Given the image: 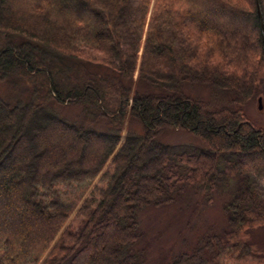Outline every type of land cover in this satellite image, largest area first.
I'll return each instance as SVG.
<instances>
[{
  "label": "trees",
  "instance_id": "1",
  "mask_svg": "<svg viewBox=\"0 0 264 264\" xmlns=\"http://www.w3.org/2000/svg\"><path fill=\"white\" fill-rule=\"evenodd\" d=\"M23 79L31 99L0 98V264H143L141 211L187 192L225 194L226 225L159 264H264V129L244 111L264 94L257 0H0V83ZM184 83L236 108L212 111ZM66 104L107 127L60 117ZM127 118L143 131L124 135ZM170 129L201 144L175 149ZM99 176L75 228L58 187Z\"/></svg>",
  "mask_w": 264,
  "mask_h": 264
},
{
  "label": "rangeland",
  "instance_id": "2",
  "mask_svg": "<svg viewBox=\"0 0 264 264\" xmlns=\"http://www.w3.org/2000/svg\"><path fill=\"white\" fill-rule=\"evenodd\" d=\"M142 53V52H141ZM89 68H95L90 66ZM138 76L136 72L135 79ZM31 84L26 81H17L14 83H0V98L8 102H19L23 104L30 98ZM182 92L195 99H200L207 104L212 111L223 108H236L231 95L226 92L216 90L211 86L201 84L184 83ZM259 98H262V108H260ZM31 99V98H30ZM87 108L86 104L59 105L55 112L60 117L74 120L76 123H86L91 127L106 128L105 119L100 116H94ZM117 104L114 98H111V111L116 112ZM244 111L249 119L256 126L264 129V94H260L254 100L249 101L244 106ZM124 135L129 131L141 133L143 126L140 122H130V118L125 121ZM160 141L173 146L175 149L182 150L197 144L200 141L184 130L170 129L161 134ZM201 144V142H200ZM109 164L106 166V168ZM105 168V170H106ZM264 185V183H263ZM105 182L99 176L88 187L81 189L76 185H67L58 187L59 198L71 211L68 224L75 228L80 227V219L77 217V209L83 200L80 197H88L94 187H103ZM214 201H207L187 192L185 196L178 198L171 204L161 207H148L140 213V224L144 232L145 239L141 240L140 247H145L147 253L143 255V264H159L160 257L170 255L173 251L188 250L192 248L199 237L204 235L210 228L221 230L226 225V219L223 212V204L226 199L225 194L218 193L214 195ZM256 246L260 253L264 255V229L256 236Z\"/></svg>",
  "mask_w": 264,
  "mask_h": 264
},
{
  "label": "water",
  "instance_id": "3",
  "mask_svg": "<svg viewBox=\"0 0 264 264\" xmlns=\"http://www.w3.org/2000/svg\"><path fill=\"white\" fill-rule=\"evenodd\" d=\"M257 4H258L259 19H260V24H261V29H262V33H263V39H264V19H263V13L261 10L259 0H257ZM259 103H260V108H262V98H259Z\"/></svg>",
  "mask_w": 264,
  "mask_h": 264
}]
</instances>
